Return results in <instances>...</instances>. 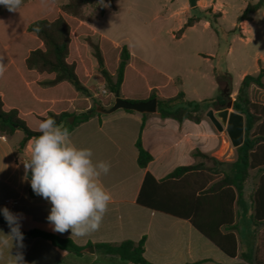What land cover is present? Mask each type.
Listing matches in <instances>:
<instances>
[{
  "label": "crops",
  "instance_id": "0c3cea01",
  "mask_svg": "<svg viewBox=\"0 0 264 264\" xmlns=\"http://www.w3.org/2000/svg\"><path fill=\"white\" fill-rule=\"evenodd\" d=\"M31 1L33 0H23L22 5ZM258 1L240 0L237 6H231L225 0H197L196 11L202 12L211 8L213 13H220L221 17L215 25H212L210 20H201L188 28L193 29L198 24L203 23L205 30H211L215 34L216 50L204 54V59L207 62L214 57H228L233 52L232 47H230L226 55L222 53L221 35H226L232 42L238 41L246 46L245 49L239 50L238 56L245 57L247 55L251 60V64L241 74V82L247 75H258L261 67L264 66V7L257 11L250 21H237V18L249 3L255 4ZM63 4H60V6ZM0 7V16L11 13L4 6L0 5ZM115 10L114 2V9L106 7L104 13L99 14V16L104 18L108 12ZM196 11L189 7L188 2L182 5L180 11L176 12L177 15L183 17L180 20L182 27L188 18L192 16L191 13ZM232 13L235 20L231 23V28H224L223 22ZM81 25L87 26L92 31L94 40L96 33L94 20L90 24L81 22ZM185 36V32L179 37H176V34L174 35L179 41L184 39ZM84 37H78L77 42L86 48L90 62V71L85 85L88 88H93L95 86L89 85V81L92 77L99 76L98 65L95 59V61L91 59L93 58L91 49L84 41ZM99 37L110 40L103 33L99 34ZM112 42L114 41L112 40ZM114 44L122 47L117 42H114ZM10 50V48H5L9 56ZM129 51L132 60H138L141 67L165 77L169 83L175 85L171 95L180 91L178 88L180 84L184 86L185 76L181 74L183 70L176 62L181 58L185 59L186 56L188 58L192 57L190 53L175 50L173 56L178 58L176 62L159 60L157 64L155 57L153 60L156 64H153L133 51ZM196 55L200 56L201 53L196 52ZM6 66L7 71L3 77H0V94L4 98L7 108L18 107L22 116L29 123L34 122L35 114H44L48 110L55 112L67 110L80 113L76 110L78 103L87 102L88 107L92 106L91 99L94 100L95 95L83 97L76 93L71 104L65 109L57 110L55 100H52L50 106L43 112L28 109L25 107L23 99L30 100L33 97L39 104H48L46 99H42L37 95V92H47L46 89L37 86V81L42 80L44 77L26 71L22 63L17 64L13 58H10V62L6 63ZM130 69L137 74L141 73V70L133 62L128 66L127 75ZM210 69L212 78H214L213 70L216 71V69L213 66ZM189 71L192 73V77L195 76L196 79L197 77L201 79L209 78L208 74L202 75L198 70L190 69ZM163 87L162 85H148L146 92L138 96L131 91H127L124 84L120 96L122 98H145L151 94L154 88H157L158 99L169 97L170 94H165ZM101 89L106 90L103 83L98 84L96 87V90ZM249 94L253 103L264 106L263 89L253 85L249 90ZM107 96H110L108 92ZM185 96L187 99L186 91ZM112 99L114 100V97ZM109 107L111 105L105 108ZM142 124V114L118 110L111 114L97 113L88 121L69 131L72 142L78 148L91 149L94 162L105 161L110 164V171L107 175L101 177V181L111 193L112 200L99 231L84 238H71L70 230L64 234L52 231L47 221L51 204L41 196L31 198L29 194L30 180L24 179L23 162L30 157L29 142L31 140L21 150L19 147L24 138L23 132L16 131L12 136L0 134V209L7 207L13 213L23 214L21 231L40 230L62 239H69L83 248L81 253H73L54 246L47 239L24 236V248L21 251L24 254L26 264H133L125 262L117 256L102 254L96 250L95 245L102 243L120 244L124 241L139 243L142 240L145 241V258L152 264H256V259H251L249 262L242 259L241 254L255 253L257 249L256 231L250 221L252 214L250 197L255 192L260 177L257 170L251 171V176L245 185L244 199L248 203L247 207L236 209L238 232H235V234L238 240V254L234 258L222 252L188 220L143 207L137 202L147 173L151 174L156 180L161 181L180 166H191L201 162L207 164L206 160L193 156L196 151L215 157L220 161H235L237 152L232 149L226 131H218L210 119L206 117V114L205 119L200 123L188 120L179 123L173 119H162L156 113L148 115L141 131ZM36 127H38V123ZM139 135H141L143 148L153 157L145 168L138 165L136 142ZM6 200H10L11 203L6 204ZM245 214H248L247 221L243 219ZM1 217H3L2 214H0ZM241 219L244 220L243 225ZM0 230L6 234L10 231L9 226L1 222ZM88 247H93L94 253L86 252L85 249ZM11 251L15 255L17 249L13 247ZM6 255L7 253H5V257ZM0 264H5V260L0 259Z\"/></svg>",
  "mask_w": 264,
  "mask_h": 264
},
{
  "label": "trees",
  "instance_id": "16d2710c",
  "mask_svg": "<svg viewBox=\"0 0 264 264\" xmlns=\"http://www.w3.org/2000/svg\"><path fill=\"white\" fill-rule=\"evenodd\" d=\"M114 2L115 0H67L65 4L58 6L53 0H33L22 5L18 12L0 16V56L5 57L6 63L13 58L17 64L22 63L26 71L44 77L37 81V86L46 89L47 92H36L42 99H46L48 104H39L32 97L30 100L23 99L25 107L43 112L50 106V102L55 100L57 110L65 109L71 104L76 93L83 97L95 95L94 99L100 98L103 107L112 106L114 102L112 98L115 99L118 93L122 94L125 84L127 91L138 96L146 92L148 85L164 86L165 94L170 96L158 99L157 115L162 119H173L179 123L187 120L200 123L205 119L208 110L212 108L221 110L225 105L223 96L197 102L188 101L183 91L171 95L175 85L169 83L165 77L141 67L138 60H132L127 46L118 47L103 38L100 41L93 40L92 31L87 26L81 25V22L88 24L92 22L86 17L85 9L98 5L100 14H103L106 7L114 9ZM263 7L264 0H259L255 4L249 3L237 21H250L252 16ZM192 10L196 11L197 7ZM220 17L221 14L213 13L211 8L202 12L196 11L177 32L176 37L181 36L201 20H210L211 24L215 25ZM37 27L39 31L35 30ZM80 36H85L84 41L97 62L99 73L96 77L97 86L103 83L110 95L105 99L99 95L96 87L88 88L85 85L90 62L86 48L77 42ZM105 44L115 47L116 56L112 65L108 63L103 47ZM5 48L11 49L10 56ZM131 62L141 70L140 74L130 69L127 75ZM263 79L264 66L261 67L258 75L245 76L233 102L232 109L245 117L244 143L236 149L235 161H220L196 151L193 153L194 157L209 161L211 165L201 162L191 166H180L161 181L147 173L137 199L138 204L143 207L188 220L231 258L238 254V240L235 234L238 232L236 209L247 207L244 190L253 170H257L260 177L255 192L250 197L252 211L250 221L256 232L261 231L259 240L264 246V106L253 103L249 94L253 85L264 90ZM139 82H144L145 87L133 89V86ZM157 90L154 88L145 98L124 99L132 103L146 102L158 98ZM76 110L80 113L67 110L37 113L34 115V122L29 123L18 107L7 108L0 94V134L12 136L16 131L23 132L24 138L19 147L22 150L32 137L40 134L36 126L46 116L54 118L57 124L63 123L71 131L97 115L96 105L88 107L87 102L78 103ZM72 117H74L73 122L70 121ZM147 117V114L143 115L141 131ZM136 147L138 165L145 168L153 157L143 148L141 135L137 139ZM203 173L209 175L202 177ZM29 194L31 198L38 197L31 186ZM0 222L7 224L3 217L0 218ZM22 232L25 237H41L51 241L54 246L73 253H81L83 250L69 239H62L40 230ZM95 248L102 254L117 256L125 262L152 264L145 258L144 240L139 243L133 241H124L120 244L102 243L96 244ZM258 251L259 247L255 253H242L241 258L249 262L251 259H256V264H264V260L258 257Z\"/></svg>",
  "mask_w": 264,
  "mask_h": 264
},
{
  "label": "rangeland",
  "instance_id": "374dc122",
  "mask_svg": "<svg viewBox=\"0 0 264 264\" xmlns=\"http://www.w3.org/2000/svg\"><path fill=\"white\" fill-rule=\"evenodd\" d=\"M53 1L58 6L67 2V0ZM186 2L188 0H116V10L108 12L104 18L99 16L100 7L98 5L87 7L85 15L88 19L94 20L95 41H100L99 34L103 33L110 38L111 42L113 40L121 46H127L129 50L153 64H158L159 60L176 62L178 58L173 56L175 50L190 53L192 57L186 56L185 59L181 58L179 59L180 62H176L183 70L181 74L185 76L184 86L179 83L178 88L184 93L187 92V100L201 102L205 99L223 96L225 104L230 99L234 102L237 95L236 90L241 84L240 76L251 64L247 55L245 57L238 56L239 50L245 49L246 46L238 41L232 42L226 35H221L222 53L226 55L230 47H232L233 52L228 57H214L207 62L204 59V54L215 52L216 36L211 30H205L203 23L198 24L193 29L186 30L185 38L180 41L174 37L182 28L180 20L183 18L176 12L180 11ZM225 2L231 6H237L240 0H225ZM191 14L194 15L195 12ZM234 20L232 13L223 22V27L230 29ZM103 47L108 63L112 65L116 56L115 47H110L108 44ZM196 52H200L201 55L197 56ZM86 55L88 54L86 53ZM155 57L156 63L153 60ZM91 59L95 61L94 58ZM211 66L216 69V71L213 70L214 78L210 73ZM190 69L198 70L202 75L208 74L209 78L197 77L196 79L195 76L192 77ZM150 75L152 78V73ZM143 84L144 82H139L133 86V89H142L145 87ZM89 85L97 87L96 77L90 79ZM97 92L104 99L107 98V94H101L100 90ZM91 101L93 102L92 105H102L100 98L91 99ZM224 107L225 105L222 108ZM212 109L215 110V113L219 111ZM232 149L236 150L233 146ZM207 165H211V162L207 161ZM201 175L204 177L209 174L203 173ZM243 219L247 221L248 214H245ZM244 220L241 219L242 225ZM260 232V230L256 232V244L259 247L258 257L264 259V246L259 240Z\"/></svg>",
  "mask_w": 264,
  "mask_h": 264
},
{
  "label": "clouds",
  "instance_id": "9594fccd",
  "mask_svg": "<svg viewBox=\"0 0 264 264\" xmlns=\"http://www.w3.org/2000/svg\"><path fill=\"white\" fill-rule=\"evenodd\" d=\"M22 4L23 0H0V5L12 13L18 12ZM6 71L5 57L0 56V77ZM37 131L40 134L29 142L30 157L23 162L24 179L28 180L30 175L34 194L51 204L47 221L52 231L64 234L70 230L71 238H84L99 231L112 200L101 181L110 171V164L94 162L91 149L78 148L69 129L50 116L38 123ZM0 214L10 229L7 234L0 230V259L5 264H26L21 251L23 214L13 213L7 207L0 209ZM13 247L17 249L15 255Z\"/></svg>",
  "mask_w": 264,
  "mask_h": 264
},
{
  "label": "water",
  "instance_id": "95a60500",
  "mask_svg": "<svg viewBox=\"0 0 264 264\" xmlns=\"http://www.w3.org/2000/svg\"><path fill=\"white\" fill-rule=\"evenodd\" d=\"M188 4L189 7L193 9L197 7V0H188ZM232 108L233 101L230 99L225 104V107L218 112L215 113L213 109H210L206 113V117L210 119L218 131H226L232 146L237 149L244 143L245 117L232 110ZM118 110L133 111L142 115L156 114L158 111V98H153L146 102L132 103L122 98L118 93L111 107L105 108L102 105H96V112L99 114H111ZM70 121L73 122L74 117H72ZM85 251L94 253L95 250L93 247H88Z\"/></svg>",
  "mask_w": 264,
  "mask_h": 264
},
{
  "label": "built area",
  "instance_id": "2783aa9c",
  "mask_svg": "<svg viewBox=\"0 0 264 264\" xmlns=\"http://www.w3.org/2000/svg\"><path fill=\"white\" fill-rule=\"evenodd\" d=\"M100 92H101V94H107V91L105 89H101ZM5 203L6 204H10L11 201L10 200H6Z\"/></svg>",
  "mask_w": 264,
  "mask_h": 264
}]
</instances>
